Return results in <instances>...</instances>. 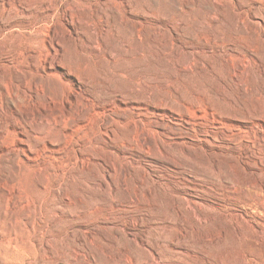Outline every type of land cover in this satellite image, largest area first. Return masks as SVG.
<instances>
[{"label":"rangeland","instance_id":"rangeland-1","mask_svg":"<svg viewBox=\"0 0 264 264\" xmlns=\"http://www.w3.org/2000/svg\"><path fill=\"white\" fill-rule=\"evenodd\" d=\"M0 264H264V0H0Z\"/></svg>","mask_w":264,"mask_h":264}]
</instances>
